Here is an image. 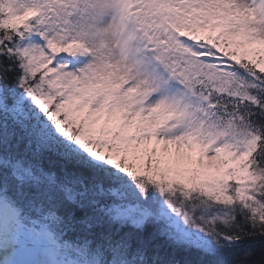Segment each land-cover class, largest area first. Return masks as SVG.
Masks as SVG:
<instances>
[{
    "label": "snow or ice",
    "instance_id": "snow-or-ice-1",
    "mask_svg": "<svg viewBox=\"0 0 264 264\" xmlns=\"http://www.w3.org/2000/svg\"><path fill=\"white\" fill-rule=\"evenodd\" d=\"M0 264H264V0H0Z\"/></svg>",
    "mask_w": 264,
    "mask_h": 264
}]
</instances>
